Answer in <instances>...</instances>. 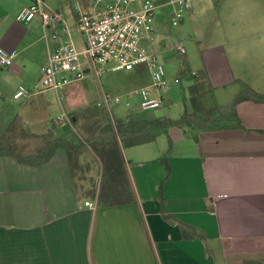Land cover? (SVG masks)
<instances>
[{
	"label": "crops",
	"instance_id": "1",
	"mask_svg": "<svg viewBox=\"0 0 264 264\" xmlns=\"http://www.w3.org/2000/svg\"><path fill=\"white\" fill-rule=\"evenodd\" d=\"M42 1L44 10L59 14L68 26L74 24L77 11L91 13L104 6H96L95 0H60L56 6ZM30 3L0 0V48L13 56L12 67L0 69V108L7 97L20 102L16 110L26 130L40 136L49 129L50 103L45 93L53 91L42 90L38 81L46 64L41 23L15 20ZM242 4L254 8L257 0H191L183 22L195 24L202 11L213 9L216 20L232 24V15L223 13ZM167 6L155 14V40L150 46L155 54L167 39L165 21L171 15ZM262 43L264 38L258 37L249 45L264 47L259 46ZM249 55L257 56L253 50ZM236 64L233 70L207 54L203 68L190 76L200 75L198 80L212 92L240 83L264 94V70ZM144 69L149 74L145 66L132 71L141 76ZM19 86L31 95L14 100ZM235 110L246 131L201 130V140L190 146V137L177 128V143L170 138L169 174L159 158L168 148L173 127L152 143L123 149L134 205L100 208L96 200L86 198L89 187L98 188L101 174L99 164L87 154L80 165L88 169L77 175L70 172L61 148L36 166L0 157V264H264V104L242 102ZM148 113H142L147 120L156 118ZM63 117L61 127L68 120L67 114ZM57 120L51 123L56 125ZM91 121L83 116L75 125L88 137L92 133L84 125ZM162 136L167 142L156 144ZM180 148L185 150L179 152ZM87 202L94 209L85 207Z\"/></svg>",
	"mask_w": 264,
	"mask_h": 264
},
{
	"label": "rangeland",
	"instance_id": "2",
	"mask_svg": "<svg viewBox=\"0 0 264 264\" xmlns=\"http://www.w3.org/2000/svg\"><path fill=\"white\" fill-rule=\"evenodd\" d=\"M59 1L49 0L54 6ZM67 1L71 2V0ZM150 1L155 3L158 0ZM166 8L171 13V6ZM223 14L226 16L232 15L234 18L232 24H224L225 21L223 19L216 20L217 12L213 9L202 11V15L192 25L182 22L179 26L172 27L170 19L165 21L167 39L162 46L163 49L160 47L157 50L156 56L165 70L167 87L158 92H152L153 96H161L163 98V105L160 109L148 111V114H152L156 118L167 117L171 120H178L182 115L193 113V96H200L196 101L200 102L201 107L204 106L205 111H212L216 108H223L233 97L239 94L240 83L235 84L233 87H228L226 91L213 90V92H208L204 88L198 95L192 94L190 85L200 75L195 76L194 79L190 74L197 73L203 68V61L207 54L213 55L215 62L225 63L229 67H233V70L237 62L244 63L248 68H253L257 65L258 69L264 70V56L262 55L264 47L249 45V42L255 41L258 37L264 38V0H257V5L254 8H248L247 5L242 4L239 9ZM73 40L77 47H80L79 38L76 35H73ZM241 44L245 46L243 47ZM262 45L264 43L259 46ZM177 46L181 47L183 51L177 49ZM229 50L232 51L231 55ZM249 50H253L257 54L256 58L250 57ZM182 65L185 67L184 73H180ZM111 68L112 65L108 64L104 67L100 76H94L90 73L83 80L69 85L65 90H61L58 93H45L46 95H44L50 103V118L47 125L50 127L52 120L62 118L63 114H67L68 120H66L64 127L72 128L78 136L87 140L88 138L82 132L80 125L72 126L71 123L69 124L72 114L76 118L88 117L92 114L103 116L102 109L105 108L97 107V105L104 104V99L106 98L112 99L114 97H119L121 102L118 105H114L110 100L108 110L112 119L120 117L127 110L138 107V98L132 95L128 100L125 93L130 94V91L138 89L141 85H151V79L146 69L139 76L135 71L130 73L125 71L112 72ZM175 79L178 80V83L174 82ZM9 85L11 84H6L7 87ZM72 89L74 92L71 91L67 94ZM3 101L7 106H12L15 110L18 109L20 103L14 102L9 97ZM125 101L130 103L129 109L123 106ZM140 112L142 111L140 110ZM91 123H86L84 126L88 128V131L94 132L95 130ZM61 124L58 126L61 127ZM191 133L196 140H201L200 134L202 135V133L200 131L196 130ZM165 136H162L156 144H159L160 141L166 143L167 138ZM168 136L169 140L172 138L174 143H177L175 136H179L178 129L173 127L169 131ZM190 139L189 144L193 146L196 140ZM41 142L40 140L19 141L18 149L25 155H33L36 150L41 148ZM153 148H156V145H153ZM177 150L180 152L185 149L180 148ZM186 151L188 152L187 149ZM88 156L94 159L92 155L88 154ZM124 160L127 163L125 158Z\"/></svg>",
	"mask_w": 264,
	"mask_h": 264
},
{
	"label": "built area",
	"instance_id": "3",
	"mask_svg": "<svg viewBox=\"0 0 264 264\" xmlns=\"http://www.w3.org/2000/svg\"><path fill=\"white\" fill-rule=\"evenodd\" d=\"M15 17L16 22L29 24L35 20L44 29L46 64L40 69L39 85L42 90L59 92L68 85L83 80L88 74L100 76L104 67L112 65L111 71H132L138 66H145L149 72L151 85L134 91L126 97L138 98V109L147 112L160 109L163 105L158 92L167 87L165 70L156 54L150 49L154 43V20L156 11L164 5L171 6L170 21L172 27L179 26L191 9V0H168L166 4L150 0H95L100 10L91 13L77 11L74 24L69 27L57 13L44 10L42 0H30ZM73 35L80 39L77 47ZM177 49L183 51L181 47ZM13 65V56L0 48V69H9ZM178 83V80H174ZM31 93L19 86L13 94L14 100L27 98ZM104 104L97 107L109 109L110 100L118 105L119 97L104 99ZM123 106L130 108L125 101ZM64 117L59 118V125ZM85 207L94 209L93 204Z\"/></svg>",
	"mask_w": 264,
	"mask_h": 264
},
{
	"label": "trees",
	"instance_id": "4",
	"mask_svg": "<svg viewBox=\"0 0 264 264\" xmlns=\"http://www.w3.org/2000/svg\"><path fill=\"white\" fill-rule=\"evenodd\" d=\"M194 75H192L193 77ZM195 79V77H194ZM201 80H194L190 86L192 94H199L206 89ZM208 91V90H207ZM211 92V91H208ZM200 96H193V113L182 115L178 120L158 117L147 120L140 111L127 110L120 117L112 119L108 109H102L103 116L92 114L90 117L94 127L87 140L78 136L70 127H59L51 123L46 134L37 136L30 134L22 122L19 112L6 104L0 108V157H9L18 164L36 166L47 162L56 149L61 148L66 154L70 172L74 175L86 173L88 167L81 166L84 154L94 157L101 168L98 188L92 185L85 194L86 198L96 200L100 208L122 207L136 204L127 163L123 158V149L152 143L161 135H167L171 127L183 130L184 134L196 140L193 131H218L237 129L246 131L236 114V106L242 102L264 104V94L256 93L246 85H241L236 95L223 108L205 111L200 102ZM148 112V111H147ZM71 125L76 124L75 115L70 116ZM40 140L41 148L33 155H25L18 149L19 141ZM171 142L168 138V148L159 161L169 174L167 159L171 152ZM85 158V157H83Z\"/></svg>",
	"mask_w": 264,
	"mask_h": 264
}]
</instances>
